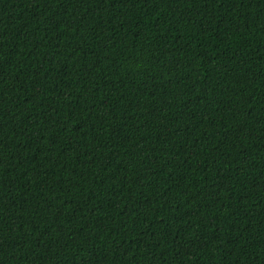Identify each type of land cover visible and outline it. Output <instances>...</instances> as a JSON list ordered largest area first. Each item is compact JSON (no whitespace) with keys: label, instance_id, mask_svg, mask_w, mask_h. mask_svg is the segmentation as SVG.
<instances>
[{"label":"trees","instance_id":"1","mask_svg":"<svg viewBox=\"0 0 264 264\" xmlns=\"http://www.w3.org/2000/svg\"><path fill=\"white\" fill-rule=\"evenodd\" d=\"M0 264H264V0H0Z\"/></svg>","mask_w":264,"mask_h":264}]
</instances>
